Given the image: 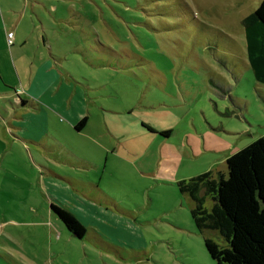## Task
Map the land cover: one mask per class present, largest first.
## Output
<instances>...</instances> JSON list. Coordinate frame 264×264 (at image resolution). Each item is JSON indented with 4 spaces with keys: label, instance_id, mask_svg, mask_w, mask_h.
I'll return each instance as SVG.
<instances>
[{
    "label": "rangeland",
    "instance_id": "rangeland-1",
    "mask_svg": "<svg viewBox=\"0 0 264 264\" xmlns=\"http://www.w3.org/2000/svg\"><path fill=\"white\" fill-rule=\"evenodd\" d=\"M261 1L20 0V61L0 49L26 128L11 140L0 117V264H220L205 237L222 238L200 232L178 183L227 173V158L264 135V83L243 25ZM37 69L52 93L61 87L55 101L35 84L22 90ZM65 83L84 95L74 101L89 117L83 131L68 123Z\"/></svg>",
    "mask_w": 264,
    "mask_h": 264
},
{
    "label": "trees",
    "instance_id": "trees-1",
    "mask_svg": "<svg viewBox=\"0 0 264 264\" xmlns=\"http://www.w3.org/2000/svg\"><path fill=\"white\" fill-rule=\"evenodd\" d=\"M243 25L250 67L264 83V0ZM87 120L83 117L76 128ZM178 185L192 199L191 214L200 232L214 230L223 240L219 244L205 237L212 258L220 264H264V135L227 158V173L208 171ZM208 197L211 207L205 205ZM53 210L70 232L84 235L85 226L75 214L59 206Z\"/></svg>",
    "mask_w": 264,
    "mask_h": 264
},
{
    "label": "crops",
    "instance_id": "crops-1",
    "mask_svg": "<svg viewBox=\"0 0 264 264\" xmlns=\"http://www.w3.org/2000/svg\"><path fill=\"white\" fill-rule=\"evenodd\" d=\"M2 0H0V8H2ZM6 3V8H7V12L9 14H11L10 18L7 17H0V49L1 48H5L7 50L8 53H10L12 56H14V51L17 52V57L20 61V46H24L27 43V40H25V38L23 37V39L20 38V20L18 21L14 15L12 14L13 10L16 9L17 11L14 12H19L17 8H19L20 6V0H5ZM9 32H13V42H9L7 41L8 39V33ZM41 32V31H40ZM42 40H39V43L43 46L46 47V40H45V36L44 34L42 35V32L40 33ZM7 37V39H6ZM1 59L3 61H6V63H10L8 61H11L10 58L6 55V57L3 56V53H0V117L3 120H6L7 122H9L8 126H2V131L4 132V134H7V137H10L11 140H15V139H19L20 140V128L21 129H26L24 127V125H22L21 121H20V97H23V95L20 93V91H18V89H20V86L17 85L16 82H11L8 78V74H7V70L4 68V66L1 63ZM13 59V58H12ZM15 59V57H14ZM53 61L48 60V59H43L41 65L45 66L49 69L53 68ZM16 64V63H15ZM46 72L41 71L40 69H37V71L35 72V74H33L31 76V80L30 83L28 84V88H23L22 90L27 91L29 93L30 89L33 88V85L35 84V86H37V89H39L40 91H42L43 94H48L51 93V95H49V98H52L55 101L56 95H57V91L61 90V87L57 88V91L53 92L52 91L55 89V87L51 84L53 83L54 85H57V83H54V81L51 80V77L49 75L45 74ZM64 83H62L63 85ZM70 84V85H69ZM65 83V86L67 88L71 87V90L73 91L72 93H70V102H71V117L68 120V123L71 127H74V129L76 131H83L89 121V117L87 115H85V113L82 111V109H78L74 106V101H76V99L78 98L79 100H84V95H81V90H79L78 87H75V89L73 90L72 88V83ZM52 85V86H51ZM30 96H32L30 94ZM35 96V95H34ZM32 97L31 101L32 103H35L38 101L37 98H39L38 96ZM43 97V96H41ZM24 98V97H23ZM51 99V100H52ZM8 101L10 102V105L8 104ZM25 102V101H24ZM28 102V101H26ZM23 104V102H22ZM87 116L88 120L85 124V126L82 129H77L76 128V124H78V122L83 118ZM46 119V114L45 117ZM28 128L31 129V137H34L35 134H37V129L40 128V125L37 124L34 127L31 126H27ZM8 130L12 129V130H16V134L17 135H13L12 131L10 132V134L8 133ZM171 133V132H170ZM169 133V135H170ZM113 135H117L114 134ZM1 143H3L2 140H0ZM109 151V150H107ZM114 151H116V149H114ZM110 152V151H109Z\"/></svg>",
    "mask_w": 264,
    "mask_h": 264
},
{
    "label": "built area",
    "instance_id": "built-area-1",
    "mask_svg": "<svg viewBox=\"0 0 264 264\" xmlns=\"http://www.w3.org/2000/svg\"><path fill=\"white\" fill-rule=\"evenodd\" d=\"M12 38H13V32H9L8 33V40L10 43L12 42Z\"/></svg>",
    "mask_w": 264,
    "mask_h": 264
}]
</instances>
